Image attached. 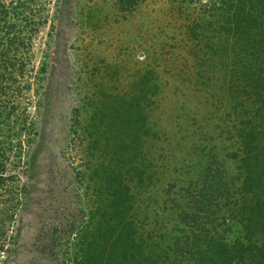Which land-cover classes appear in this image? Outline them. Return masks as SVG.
<instances>
[{"label": "rangeland", "instance_id": "rangeland-1", "mask_svg": "<svg viewBox=\"0 0 264 264\" xmlns=\"http://www.w3.org/2000/svg\"><path fill=\"white\" fill-rule=\"evenodd\" d=\"M29 1L43 22L31 39L29 87L15 102L32 129L8 153L6 172L23 188L10 194L13 215L0 223V264H72V238L90 204L82 173L94 108L115 95L145 94L140 82H150V104L139 98L149 131L139 136L151 176L136 186V220L156 229L165 190L186 183L202 158L232 168L226 108L215 103L223 70L197 58L190 35L205 0H136L129 11L117 0ZM159 217L165 225L167 214ZM237 234L231 225L227 238Z\"/></svg>", "mask_w": 264, "mask_h": 264}, {"label": "trees", "instance_id": "trees-1", "mask_svg": "<svg viewBox=\"0 0 264 264\" xmlns=\"http://www.w3.org/2000/svg\"><path fill=\"white\" fill-rule=\"evenodd\" d=\"M117 1L123 11L136 4ZM31 3L0 0V223L13 215L17 197L10 194L23 188L6 172L11 143L15 139L18 150L16 139L32 127L15 102L29 87L31 39L43 22ZM199 6L190 35L197 58L223 70L215 103L226 108L225 157L232 168L207 155L172 195V188L165 190L159 214H167L165 225L156 212V229L136 220V186L151 176V163L140 157L139 132L149 129L139 98L150 104L151 88L143 77L145 94L115 95L90 116L82 173L90 204L72 238V264H264V0H205ZM231 225L238 234L228 239Z\"/></svg>", "mask_w": 264, "mask_h": 264}]
</instances>
